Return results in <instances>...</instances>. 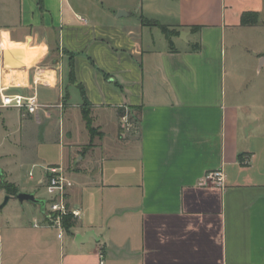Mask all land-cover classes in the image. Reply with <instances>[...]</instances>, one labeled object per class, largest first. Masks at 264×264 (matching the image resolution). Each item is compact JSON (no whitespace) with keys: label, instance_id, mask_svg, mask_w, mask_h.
<instances>
[{"label":"crops","instance_id":"1","mask_svg":"<svg viewBox=\"0 0 264 264\" xmlns=\"http://www.w3.org/2000/svg\"><path fill=\"white\" fill-rule=\"evenodd\" d=\"M141 17L178 33L156 45ZM263 19L264 0H0V83L22 72L9 92L47 105L2 108L35 130L28 178L41 174L19 191L38 194L44 167L61 165L80 210L62 230L39 206L0 223V264H264V104L236 101V74L225 89L227 72H260L243 33ZM118 107L137 126L122 131ZM215 169L221 185L205 180Z\"/></svg>","mask_w":264,"mask_h":264},{"label":"rangeland","instance_id":"2","mask_svg":"<svg viewBox=\"0 0 264 264\" xmlns=\"http://www.w3.org/2000/svg\"><path fill=\"white\" fill-rule=\"evenodd\" d=\"M264 22V19L262 20ZM166 30L167 35L173 32V29L164 28ZM248 30V29H247ZM148 33L145 34V37L154 39L156 45L160 44V40L164 39L162 37V32L160 28L153 27L152 30L148 28ZM249 32V33H247ZM243 37L248 40L249 43H253L255 48L259 53L264 54V24L262 23L258 29H253L250 31H245L243 33ZM242 37V38H243ZM160 38V40H159ZM243 38V39H244ZM13 55V54H11ZM54 55H52L53 57ZM9 56L6 55L8 59ZM49 57L43 65L51 66V58ZM20 59L19 61H8L4 63V66L7 68L19 67L20 69L24 68L23 62ZM258 64H260V60H258ZM29 66L27 69L30 71L29 74L33 77L36 73V69L40 67V64L37 63L33 65L31 68ZM39 69V68H38ZM1 73V72H0ZM10 73V72H9ZM39 73V72H38ZM236 74L235 81H237V85L242 86L237 92L236 101L243 103H263L264 104V64L261 67L260 72H227L225 75V89L228 88V82L232 81V75ZM244 79V80H243ZM2 83H4L1 80ZM231 84V83H230ZM251 88H247L249 87ZM248 89V90H246ZM47 90L46 87H39V93H43ZM228 92V89H227ZM41 103V101H39ZM41 110V109H40ZM129 121L132 125L137 126V118L135 119V115H133V111L127 109ZM16 114V113H14ZM15 116V115H14ZM19 121V120H18ZM17 119L13 120V118L9 119V117H4V110L0 108V204L2 203L5 195L10 194L9 190L18 191L22 187L26 190H31L36 184V179L41 174V168L39 165L32 168L34 173V179L30 180L28 178V171L31 168V162H34L33 156H31V139L35 138V130L32 126H24L21 127L18 124ZM5 129V130H4ZM137 130V129H136ZM92 146V142L89 141L87 144H82L80 150L84 151ZM30 156H29V155ZM27 164L25 165V163ZM64 170L65 167L63 166ZM44 183V181H43ZM43 186V184H42ZM37 189V188H35ZM37 196L40 198L48 197L46 191L43 187H39L38 194L35 192ZM38 206L36 204L26 202L23 203L18 202V200L13 197L11 198L7 204L0 209V223L11 225L14 224L15 221H19V219L28 218L33 215V207Z\"/></svg>","mask_w":264,"mask_h":264},{"label":"built area","instance_id":"3","mask_svg":"<svg viewBox=\"0 0 264 264\" xmlns=\"http://www.w3.org/2000/svg\"><path fill=\"white\" fill-rule=\"evenodd\" d=\"M38 68L33 76L35 85L40 81L36 80ZM11 86L0 83V108H16L24 110L29 114H36L40 109L47 105L39 102L36 91L31 95L9 92ZM132 124L129 121L127 109L124 108V114L119 116V127L123 130H129ZM46 176L42 179L45 191L49 195L45 204V223L48 226L64 229L63 219L70 216L72 219L80 214L79 209H71L67 203L68 189L72 181L66 175L61 165L44 167ZM32 175V172H29ZM205 180L212 185H221L223 182V173L220 169L210 170L205 174ZM44 181V183H43Z\"/></svg>","mask_w":264,"mask_h":264},{"label":"trees","instance_id":"4","mask_svg":"<svg viewBox=\"0 0 264 264\" xmlns=\"http://www.w3.org/2000/svg\"><path fill=\"white\" fill-rule=\"evenodd\" d=\"M141 22L143 25H147V26H158L160 28V30L163 32V34L166 36V38H168V39H170L174 35H177V33H178L177 30H173V32H171V34L167 35L166 30L164 29L166 26L160 24L159 22H157L155 20H149L145 17H141ZM256 22H257V18H256L254 13H244L241 17V24L242 25H254ZM69 65H70L69 80L73 82L74 81V72H73V68H72L71 63H69ZM82 96L84 98L83 92H82ZM83 100H84L83 101L84 105L88 104L85 99H83ZM117 110H118L119 116L124 114V107H118ZM83 118L86 121L88 129L92 132L93 128L90 126V117H89L88 111L86 109H83ZM17 192L18 191H13L12 189L9 190L10 194H16ZM73 223L74 222L70 216L65 217L63 219V226L66 229L71 227Z\"/></svg>","mask_w":264,"mask_h":264},{"label":"water","instance_id":"5","mask_svg":"<svg viewBox=\"0 0 264 264\" xmlns=\"http://www.w3.org/2000/svg\"><path fill=\"white\" fill-rule=\"evenodd\" d=\"M119 13H123V11H119ZM185 32H181V35L183 36ZM15 197L18 202L23 203L24 201L30 202L33 204H36L40 207L41 210L44 211L45 213V204H46V199L38 197L34 192H26V191H19L17 192L14 196L11 195H5L2 203L0 204V209H2L7 202L9 201L10 198ZM89 236L93 237V232L87 231L83 235H77L75 239V243L79 244L83 242V240Z\"/></svg>","mask_w":264,"mask_h":264},{"label":"bare ground","instance_id":"6","mask_svg":"<svg viewBox=\"0 0 264 264\" xmlns=\"http://www.w3.org/2000/svg\"><path fill=\"white\" fill-rule=\"evenodd\" d=\"M4 55V53H3ZM13 57V55H12ZM5 58V57H4ZM25 72V71H24ZM10 76V77H9ZM20 80H22V72L20 73H16L15 72V75H8V74H5L4 73V83L5 84H9V83H13V82H16V83H20Z\"/></svg>","mask_w":264,"mask_h":264}]
</instances>
